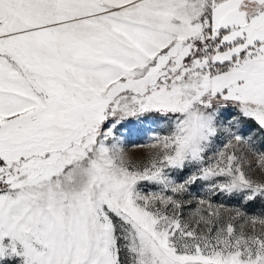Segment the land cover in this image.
I'll return each instance as SVG.
<instances>
[{
  "label": "snow or ice",
  "instance_id": "snow-or-ice-1",
  "mask_svg": "<svg viewBox=\"0 0 264 264\" xmlns=\"http://www.w3.org/2000/svg\"><path fill=\"white\" fill-rule=\"evenodd\" d=\"M0 264H264V0H0Z\"/></svg>",
  "mask_w": 264,
  "mask_h": 264
},
{
  "label": "rangeland",
  "instance_id": "rangeland-1",
  "mask_svg": "<svg viewBox=\"0 0 264 264\" xmlns=\"http://www.w3.org/2000/svg\"><path fill=\"white\" fill-rule=\"evenodd\" d=\"M133 143H129L126 145V150L128 151V153L132 156H138L140 154H142V149L135 146L137 144H142L143 143V138L141 137H133Z\"/></svg>",
  "mask_w": 264,
  "mask_h": 264
}]
</instances>
